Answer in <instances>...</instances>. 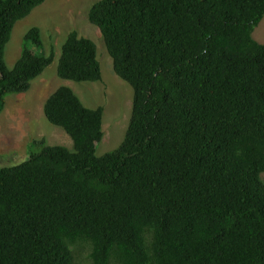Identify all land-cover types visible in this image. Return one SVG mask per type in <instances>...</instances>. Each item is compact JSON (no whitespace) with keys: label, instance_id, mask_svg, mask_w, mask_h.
I'll return each mask as SVG.
<instances>
[{"label":"trees","instance_id":"1","mask_svg":"<svg viewBox=\"0 0 264 264\" xmlns=\"http://www.w3.org/2000/svg\"><path fill=\"white\" fill-rule=\"evenodd\" d=\"M47 0H0V114L55 62L39 27L10 67L18 22ZM264 0H98L89 20L134 89L123 143L99 155L104 108L68 85L46 100L74 147L34 140L0 165V264H264ZM57 72L102 78L97 43L71 31Z\"/></svg>","mask_w":264,"mask_h":264},{"label":"rangeland","instance_id":"2","mask_svg":"<svg viewBox=\"0 0 264 264\" xmlns=\"http://www.w3.org/2000/svg\"><path fill=\"white\" fill-rule=\"evenodd\" d=\"M98 0H47L24 20L17 23L7 47L6 59L13 67L23 51L24 36L37 26L40 28L44 52L56 54L55 62L32 82L25 93L8 96L5 109L0 114V165L11 166L27 160L34 140L45 139L50 145L74 147L71 136L60 126L52 124L45 115L48 97L60 86L68 85L91 108H104V136L98 143V154L117 149L124 141L133 111L134 89L115 71L101 30L89 20V11ZM76 30L81 36L97 43L102 64V78L96 82L64 80L57 72L58 59L68 34ZM254 38L264 43V18L253 32ZM264 180V173L262 174ZM75 264H91L89 244L76 246Z\"/></svg>","mask_w":264,"mask_h":264}]
</instances>
